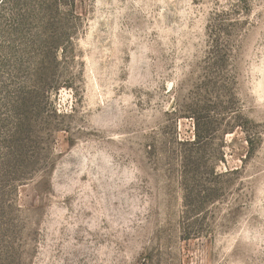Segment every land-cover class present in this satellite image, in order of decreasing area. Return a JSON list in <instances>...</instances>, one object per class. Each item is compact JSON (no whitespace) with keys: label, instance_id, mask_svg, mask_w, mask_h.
<instances>
[{"label":"rangeland","instance_id":"rangeland-1","mask_svg":"<svg viewBox=\"0 0 264 264\" xmlns=\"http://www.w3.org/2000/svg\"><path fill=\"white\" fill-rule=\"evenodd\" d=\"M0 264H264V0H0Z\"/></svg>","mask_w":264,"mask_h":264}]
</instances>
